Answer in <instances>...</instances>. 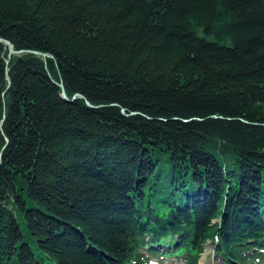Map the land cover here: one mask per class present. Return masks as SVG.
<instances>
[{"label":"trees","instance_id":"obj_1","mask_svg":"<svg viewBox=\"0 0 264 264\" xmlns=\"http://www.w3.org/2000/svg\"><path fill=\"white\" fill-rule=\"evenodd\" d=\"M0 37V264H264V0H0Z\"/></svg>","mask_w":264,"mask_h":264},{"label":"rangeland","instance_id":"obj_2","mask_svg":"<svg viewBox=\"0 0 264 264\" xmlns=\"http://www.w3.org/2000/svg\"><path fill=\"white\" fill-rule=\"evenodd\" d=\"M16 54H19V53H16ZM204 246H205L204 247L205 250H204V253L201 255L199 264H222L220 262L221 260L218 258V256H214L212 254V251L214 249L213 243H211L210 241H207ZM162 264H169V261H165V263H162ZM173 264H177V263H173Z\"/></svg>","mask_w":264,"mask_h":264},{"label":"water","instance_id":"obj_3","mask_svg":"<svg viewBox=\"0 0 264 264\" xmlns=\"http://www.w3.org/2000/svg\"><path fill=\"white\" fill-rule=\"evenodd\" d=\"M0 42L4 43V44L6 45V47H7V53H8L9 56L12 55V54L21 53V52L24 51L23 49L15 50L13 44H12L9 40L4 39V38H2V37H0ZM33 52L36 53V54H43V55H45V53H40L39 51H33ZM59 86H60V88H61V93H60V94H61V97H62L64 100H66V101L71 100V99H69V98L67 97V95H66V93H65V91H64L63 85L60 83ZM75 97H81V98H82L83 95L80 94V93H75V94L72 96V98H75ZM86 103L89 104V102H87V101H86Z\"/></svg>","mask_w":264,"mask_h":264}]
</instances>
